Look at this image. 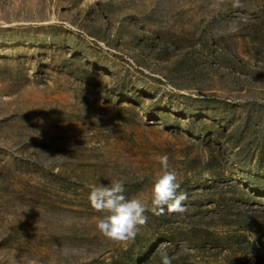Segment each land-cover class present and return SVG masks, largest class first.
<instances>
[{"label":"rangeland","instance_id":"obj_1","mask_svg":"<svg viewBox=\"0 0 264 264\" xmlns=\"http://www.w3.org/2000/svg\"><path fill=\"white\" fill-rule=\"evenodd\" d=\"M234 3L0 0V264H264V0ZM155 154L183 213L150 211ZM114 181L132 240L96 228Z\"/></svg>","mask_w":264,"mask_h":264},{"label":"clouds","instance_id":"obj_2","mask_svg":"<svg viewBox=\"0 0 264 264\" xmlns=\"http://www.w3.org/2000/svg\"><path fill=\"white\" fill-rule=\"evenodd\" d=\"M234 7L239 6L235 0ZM160 165L151 181V209L154 215H161L165 209L169 213H183L186 211L184 201L187 194L180 189L177 173L169 167L167 154H155L152 157ZM88 200L93 209L104 215L97 217L96 228L104 237L114 241H128L135 238L139 226L146 223L145 203L138 197L125 195V187L120 182L111 184L99 183L90 189ZM70 258L67 248L62 253ZM161 264H172L167 252H161Z\"/></svg>","mask_w":264,"mask_h":264}]
</instances>
